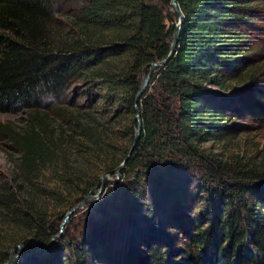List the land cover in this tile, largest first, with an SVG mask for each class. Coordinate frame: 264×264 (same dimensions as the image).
<instances>
[{
  "label": "trees",
  "instance_id": "obj_1",
  "mask_svg": "<svg viewBox=\"0 0 264 264\" xmlns=\"http://www.w3.org/2000/svg\"><path fill=\"white\" fill-rule=\"evenodd\" d=\"M68 1L0 0V113L25 114L0 124L16 153L0 180V264L23 240L48 244L121 162L141 73L176 22L170 0ZM263 2L176 0L177 47L136 103L120 180L76 237L70 218L46 255L15 264H264V153L202 146L226 145L241 119L264 123V56L248 37ZM172 222L179 244L161 235Z\"/></svg>",
  "mask_w": 264,
  "mask_h": 264
},
{
  "label": "rangeland",
  "instance_id": "obj_2",
  "mask_svg": "<svg viewBox=\"0 0 264 264\" xmlns=\"http://www.w3.org/2000/svg\"><path fill=\"white\" fill-rule=\"evenodd\" d=\"M68 3L71 6V0H69ZM65 6H67V4L64 3L61 6V8L64 9ZM252 25L253 26L249 29V35H248L249 47H251L252 50L256 51L260 56L261 55L264 56V6L262 7V9L260 6V13L257 16V19H255V21L252 23ZM69 95L71 97L70 93ZM24 119H25L24 112L18 113V114H9V113H2V112L0 113V124L1 125L10 122L17 126H23ZM239 122H240L239 124L240 128L238 129L235 128V130H232V131H235V133L230 130H229L230 132L229 131L227 132L228 139H226L227 140L226 145L224 143L221 145V143L218 144L215 142L206 141L202 144V146H204L205 148L210 147L214 151L221 152L223 157H228V156H233V155L249 156V155H254V153H256L255 156H258V154L264 153V123H252V122L245 121L243 119L239 120ZM12 154L15 155L16 153H14L11 150L7 141L3 138V136L0 133V180H5L7 173L9 172L11 168L12 161H11L10 156ZM108 177H111L114 179V176L112 175ZM120 178L121 176L119 175L117 179L108 182V184H111V182H118ZM92 204H90V206ZM88 206L89 205H86L81 209H77L75 212L71 214L70 216L71 230L68 231V236L76 237L78 233L84 229V225H85L84 224L85 223L84 222L85 221L84 211L87 209ZM60 210H63V209L59 207L56 208V210L54 211L55 212L54 214L56 215V213H58ZM63 217H60L61 221ZM51 221H57V219L53 218ZM61 221L57 222V224L59 223L58 233L53 235L55 236L54 238L53 236L51 237L50 241L52 240V244L50 246L54 245L55 242L59 238L64 236L65 234V225L68 223V221L63 226V228L60 230ZM178 227L179 226L175 222L168 223V224H165V226H162L163 231L161 232V235H164V238L166 237V235H168L167 236L168 240L172 245L179 244L176 242L177 241L180 242V239L182 238L181 230H179ZM132 242L134 244H138V241L135 238ZM137 248H143V247H141V245H138ZM48 249L49 248H47L46 251H42L38 247H36L33 242L29 244L23 243L20 249L10 250L12 251V255L17 256L16 259L11 264H15L18 262H25V261L28 262L32 258L38 257L39 255H46L48 253Z\"/></svg>",
  "mask_w": 264,
  "mask_h": 264
},
{
  "label": "water",
  "instance_id": "obj_3",
  "mask_svg": "<svg viewBox=\"0 0 264 264\" xmlns=\"http://www.w3.org/2000/svg\"><path fill=\"white\" fill-rule=\"evenodd\" d=\"M169 5H170V9H171L172 13L174 14V16L176 18L174 30L172 32L171 39L169 42V48H168V51H167L165 57L158 60V61L148 63L147 64V72L141 73V80H140L138 89L135 93L134 101H133L135 128H134L131 144H130L125 156L121 160V162L112 170H110L108 172H104L102 174V176L99 178V182H100L99 186L97 188H92L79 202H77L74 206H72L71 208H69L66 211V213H65V215L61 221L60 230L66 224V222L68 221V219L70 218V216L73 212H75L77 209L83 208L86 205L96 203L99 200L100 195L104 192V188L107 185V183L118 178V176L120 175V170L124 167L125 161L130 156V154H131V152H132V150H133V148H134V146H135V144L139 138L140 119H139V111L136 107V103L139 101L142 93L144 92V89L147 85V82H148L151 74L154 72V70L156 68L161 67L166 63V61L174 54L176 47H177L179 30H180V25L182 22V14H181L178 6H177L176 0H170ZM110 175L114 176V179L111 177H108ZM54 237L55 236H53V238ZM29 240L31 242H33L35 244V246L38 247L42 251H46V249L49 248V246L52 244V240L44 246H41L33 238H29ZM23 243H24V240L21 241L20 243H18L14 249H20L22 247ZM16 257L17 256L12 255V251H10L9 259L2 264H11L16 259Z\"/></svg>",
  "mask_w": 264,
  "mask_h": 264
}]
</instances>
